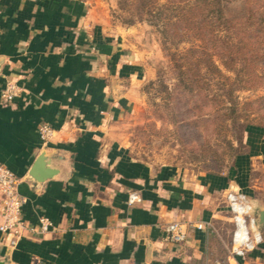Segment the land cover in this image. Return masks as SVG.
Here are the masks:
<instances>
[{
    "label": "crops",
    "instance_id": "crops-1",
    "mask_svg": "<svg viewBox=\"0 0 264 264\" xmlns=\"http://www.w3.org/2000/svg\"><path fill=\"white\" fill-rule=\"evenodd\" d=\"M111 0H0V162L19 179L24 219L46 216L54 229L10 246L7 264H221L218 229L225 194L240 190L264 213V131H246L245 152L227 172L188 173L131 154L121 121L139 99L146 75L134 30L109 17ZM52 128L43 142L38 127ZM54 174L30 175L39 155ZM259 170L258 173L255 171ZM135 191L140 200L127 204ZM264 217V214H263ZM228 220V221H226ZM183 225L174 242L165 228ZM230 222V221H229ZM202 223V229L195 225ZM262 243L222 264H264Z\"/></svg>",
    "mask_w": 264,
    "mask_h": 264
},
{
    "label": "rangeland",
    "instance_id": "rangeland-1",
    "mask_svg": "<svg viewBox=\"0 0 264 264\" xmlns=\"http://www.w3.org/2000/svg\"><path fill=\"white\" fill-rule=\"evenodd\" d=\"M170 1L109 2L110 19L119 26L134 28L128 37L135 41L147 70L139 85V99L121 121L128 148L144 161L173 164L188 173L227 172L235 156L245 152L246 131L258 126L264 131V108H256L258 100L264 98V66L251 62L248 68L257 76L249 75L248 79L244 75V82H238L236 71L242 63L224 67L221 52L207 50L217 70L203 63L196 65L191 50L200 43L192 38H171L172 32L182 27L174 28L166 19L173 15L168 9ZM222 5L226 17L243 20L249 9L263 7L264 0H222ZM158 12L163 16L161 21L154 17ZM238 32L233 29L224 34L233 33L234 37ZM247 32L257 41L262 38L252 27ZM257 41L252 48L260 54L264 44L258 49ZM260 75L261 81L257 78ZM230 96L238 104L235 119L228 117L225 109L232 104ZM205 97L216 99L204 104ZM226 215L230 222L226 220L218 229L222 242L217 245V257L221 264L226 254L230 255L232 222L228 208Z\"/></svg>",
    "mask_w": 264,
    "mask_h": 264
},
{
    "label": "trees",
    "instance_id": "trees-1",
    "mask_svg": "<svg viewBox=\"0 0 264 264\" xmlns=\"http://www.w3.org/2000/svg\"><path fill=\"white\" fill-rule=\"evenodd\" d=\"M177 1H181V5ZM168 9L173 12V15L166 16L168 23H171L174 28L182 27L180 31L172 32L171 38L180 40L192 38L200 43V46L191 50L192 57H196V65L203 63L217 70L209 51L221 52L219 58L224 67L232 68V64L234 62L236 64L237 61L242 63L240 69L236 71L238 82H244L242 80L244 75H247L248 79L249 75L257 76L248 68L251 62L264 66V51L259 54L256 52L257 49L252 48L255 45L253 42L257 40L250 32H247L248 27H252L257 36L262 37L256 43L260 49L259 47L264 44V5L256 10L249 9L248 15L243 20L226 17L222 0H171ZM160 14L161 12H158L154 17L161 21L163 16L161 17ZM233 29L239 31L234 37L233 33L230 34L231 32L230 35L224 34ZM248 53L251 56L248 57ZM257 78L261 81L263 76L260 75ZM215 99L205 97L203 103H210ZM229 99L232 104L225 109L229 111L228 117L235 119L239 116L238 104L231 96ZM256 108H264V98L258 100Z\"/></svg>",
    "mask_w": 264,
    "mask_h": 264
},
{
    "label": "built area",
    "instance_id": "built-area-1",
    "mask_svg": "<svg viewBox=\"0 0 264 264\" xmlns=\"http://www.w3.org/2000/svg\"><path fill=\"white\" fill-rule=\"evenodd\" d=\"M19 87L12 81H6L2 87L0 97L4 102H11L19 95ZM52 128L47 123L38 127L40 139H49ZM20 179L0 162V233L10 235L9 245L12 246L23 236L38 237L54 229L51 221L44 215H38L36 222L24 219L22 206L25 199L18 191ZM140 200L139 194L132 191L128 194L127 204L133 205ZM227 208L231 214L232 231L230 237V255L243 257L258 247L263 237L260 231H251L254 219L248 215L250 208L248 197L240 190H230L225 194ZM202 223L195 228L202 229ZM169 238L174 242H181L185 238L183 225L179 222L169 223L166 228Z\"/></svg>",
    "mask_w": 264,
    "mask_h": 264
},
{
    "label": "water",
    "instance_id": "water-1",
    "mask_svg": "<svg viewBox=\"0 0 264 264\" xmlns=\"http://www.w3.org/2000/svg\"><path fill=\"white\" fill-rule=\"evenodd\" d=\"M55 170L49 168L45 165L44 156L39 155L35 162L32 165L30 170V175L33 176L34 181L40 182L51 177L54 174ZM250 208L248 210V215L254 219V223L250 226L251 231H260V225L264 220L263 212L256 211L254 204L249 200ZM0 264H7L4 259L0 258Z\"/></svg>",
    "mask_w": 264,
    "mask_h": 264
}]
</instances>
